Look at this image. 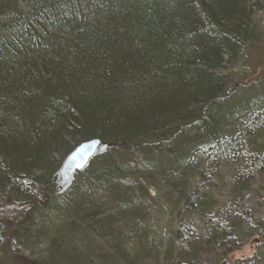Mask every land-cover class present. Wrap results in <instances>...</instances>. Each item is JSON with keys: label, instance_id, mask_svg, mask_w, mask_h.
<instances>
[{"label": "trees", "instance_id": "obj_1", "mask_svg": "<svg viewBox=\"0 0 264 264\" xmlns=\"http://www.w3.org/2000/svg\"><path fill=\"white\" fill-rule=\"evenodd\" d=\"M255 6L0 0V264H36L19 247L50 195L70 196L52 178L88 140L111 145L89 164L110 150L173 143L186 131L200 135V160L228 159L238 141L218 132L226 112L217 105L235 93L225 71L257 49L248 38ZM252 76L239 88L260 72ZM248 103L264 105V95ZM96 180L105 189L124 185L111 159ZM254 240L264 245V236Z\"/></svg>", "mask_w": 264, "mask_h": 264}, {"label": "rangeland", "instance_id": "obj_2", "mask_svg": "<svg viewBox=\"0 0 264 264\" xmlns=\"http://www.w3.org/2000/svg\"><path fill=\"white\" fill-rule=\"evenodd\" d=\"M249 1L256 6L248 38L258 46L225 71L235 93L217 105L226 112L218 132L238 141L228 159L200 160L194 131L173 143L110 150L60 184L67 199L50 195L21 255L36 264H264V245L254 242L264 236V105L247 104L264 95V0ZM109 159L123 186L96 180Z\"/></svg>", "mask_w": 264, "mask_h": 264}, {"label": "water", "instance_id": "obj_3", "mask_svg": "<svg viewBox=\"0 0 264 264\" xmlns=\"http://www.w3.org/2000/svg\"><path fill=\"white\" fill-rule=\"evenodd\" d=\"M109 146L98 139L88 140L80 144L65 159L58 173L54 175L52 181L60 184L70 182L77 171L83 170L98 153L104 152ZM226 264V262H224Z\"/></svg>", "mask_w": 264, "mask_h": 264}]
</instances>
